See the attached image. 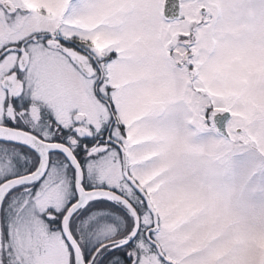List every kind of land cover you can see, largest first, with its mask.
Segmentation results:
<instances>
[{"label":"snow or ice","instance_id":"snow-or-ice-1","mask_svg":"<svg viewBox=\"0 0 264 264\" xmlns=\"http://www.w3.org/2000/svg\"><path fill=\"white\" fill-rule=\"evenodd\" d=\"M0 264H264V0H0Z\"/></svg>","mask_w":264,"mask_h":264}]
</instances>
